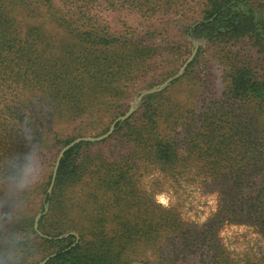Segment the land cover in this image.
<instances>
[{
	"label": "trees",
	"instance_id": "1",
	"mask_svg": "<svg viewBox=\"0 0 264 264\" xmlns=\"http://www.w3.org/2000/svg\"><path fill=\"white\" fill-rule=\"evenodd\" d=\"M193 39L213 45L217 92L179 97L197 47L183 74L143 96L109 136L67 149L48 193L55 154L76 137L53 124L94 119L104 132L136 84L173 73L176 43ZM40 134H51L54 150L42 152L50 171L29 212L33 224L48 204L37 219L48 264L148 255L158 264H264V246L260 257H234L219 238L227 224L264 238V0H0V156L27 151ZM150 169L189 173L216 193L215 210L197 224L156 203L138 184ZM69 230L75 243L74 234L56 238Z\"/></svg>",
	"mask_w": 264,
	"mask_h": 264
},
{
	"label": "rangeland",
	"instance_id": "2",
	"mask_svg": "<svg viewBox=\"0 0 264 264\" xmlns=\"http://www.w3.org/2000/svg\"><path fill=\"white\" fill-rule=\"evenodd\" d=\"M129 23L131 24L133 22H129ZM165 36H166V39L173 40L171 35H168V36L165 35ZM193 40L195 43H197V47L202 48L203 54L201 55L202 57L199 58L196 68L194 67L195 71L192 73V78H190V80L189 78L184 80L183 90L181 91L179 97L183 96L185 92L189 90V88L195 89L197 91H202V92L210 91V93L217 92L218 90L217 86L214 84V82L217 83L216 76L212 75L211 69L208 68V66L210 65L212 61V55L214 51L213 45L211 43H207L204 39H200V40L193 39ZM176 44H180L179 54L181 55L180 58L182 62L180 64L178 63L177 66L176 64H173V68L174 66H176V68L174 72L168 75L167 77L174 75L178 71L179 67L186 60V58L190 55L191 50L193 48L192 42H191V46H189L187 43H184L183 40ZM183 72L181 74H183ZM167 77H165V79ZM165 79H163L161 82H163ZM143 80L145 81L140 80L136 84V86L131 90V93L125 100L120 101L123 106L124 105L126 106V108L124 109V112L128 109L129 105L134 102L135 98L142 91L154 88L155 86L161 83V82H158V83H154L151 85H146V84H150L153 82L152 77L150 76L149 77L146 76ZM164 88H162L161 90H163ZM159 91H156V92H159ZM152 93H155V92H152ZM145 95L147 94L142 95L140 101L136 103L137 106L135 110L141 104V100L143 96ZM91 120L93 122H91V125H88L87 120L85 119H77L75 121L63 119L59 121L58 123L53 124V129L56 130L62 138H69L74 135H76L77 137V136H87V135L96 136V135L101 134L100 131L102 129H101L100 124L94 119H91ZM111 121L109 122V124L111 123ZM98 124H99V127H98ZM109 124L107 125V128ZM50 136L51 134H40L39 138L36 139L40 142V147L42 149V152L45 153V157H48V156L50 157L51 153L54 150L52 145L50 148V142L52 143ZM56 154H55V157H56ZM55 157H54V160H55ZM54 160H53V164H54ZM51 171H52V168H51ZM138 184H139V187L146 194L151 195L153 197L156 203L162 206H172L180 213V216L184 220H187L192 223L201 224L205 222L208 219V217L213 213L216 207V202H217L216 193L215 192H205L202 188L201 183L197 179H194L189 173H185L184 175L179 176L176 179H173V178H168L158 169H150L148 171L142 172L139 175ZM32 199L33 201H31V205L34 203H38L39 193L34 192L32 194ZM47 208H48V204H47ZM39 212L44 213L43 211L38 210L34 216V219ZM68 232H72L70 234L77 235L79 238V235L75 231H72V230L63 231L58 235H61V234L63 235ZM66 236H62V237H66ZM219 238L222 244L224 245V247L234 257L236 256L242 257L246 253H248V255L260 257L259 251L264 246V238L260 234L255 232V230L252 227L247 226V225L227 224L223 226V228L220 230ZM148 254L150 253H147V255ZM145 260H148L150 263L154 261L155 264H158L157 262H159L157 260L155 261L154 256L151 255L149 257L148 255L147 258L139 257L135 260H132L130 264L132 262L142 263ZM178 264H193V259L187 260V261H181Z\"/></svg>",
	"mask_w": 264,
	"mask_h": 264
},
{
	"label": "clouds",
	"instance_id": "3",
	"mask_svg": "<svg viewBox=\"0 0 264 264\" xmlns=\"http://www.w3.org/2000/svg\"><path fill=\"white\" fill-rule=\"evenodd\" d=\"M26 146L25 152L0 156V264H48L52 255L29 212L50 165L38 140Z\"/></svg>",
	"mask_w": 264,
	"mask_h": 264
},
{
	"label": "water",
	"instance_id": "4",
	"mask_svg": "<svg viewBox=\"0 0 264 264\" xmlns=\"http://www.w3.org/2000/svg\"><path fill=\"white\" fill-rule=\"evenodd\" d=\"M192 44H193V48L191 50V53L190 55L186 58V60L182 63V65L179 67L178 71L172 75V76H169L167 77L163 82H161L160 84H158L157 86H155L154 88H151V89H148V90H145V91H142L134 100L133 103H131L128 107V109L121 115L115 117L111 123L109 124L107 130L99 135H96V136H90V135H87V136H77L75 138H73L72 140H70L68 143H66L65 145H63L57 152L56 154V157H55V160H54V164H53V167H52V171H51V178H50V182H49V185H48V188H47V192L50 193L51 192V189H52V185H53V182H54V179H55V175H56V170H57V166H58V163H59V160L60 158L62 157L63 153L69 149L70 147H72L73 145H75L76 143L78 142H81V141H91V142H94V141H100L104 138H106L107 136H109L112 131L114 130L115 128V124L116 123H119V122H122L123 120L127 119L135 110L136 106H137V102L140 101L142 95L144 94H148V93H152V92H156V91H159L161 90L162 88H164L165 86H167L174 78H177L181 75V73L184 71L186 65L192 60V58L194 57L195 55V52H196V48H197V43L194 42V40L192 41ZM47 209V202L44 203L43 205V212ZM42 212H39L35 219H34V227L36 229L37 228V219L38 217L41 215ZM72 232H68L66 234H61V235H58L56 236V238H61L62 236H66L68 234H70ZM78 236L75 235V241L73 243L76 242ZM135 263H140V262H132L131 264H135Z\"/></svg>",
	"mask_w": 264,
	"mask_h": 264
}]
</instances>
